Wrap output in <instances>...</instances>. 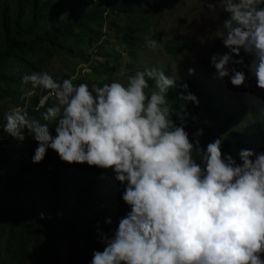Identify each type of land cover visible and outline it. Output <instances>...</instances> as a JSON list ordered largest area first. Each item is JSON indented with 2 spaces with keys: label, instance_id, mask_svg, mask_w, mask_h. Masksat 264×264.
<instances>
[{
  "label": "clouds",
  "instance_id": "clouds-1",
  "mask_svg": "<svg viewBox=\"0 0 264 264\" xmlns=\"http://www.w3.org/2000/svg\"><path fill=\"white\" fill-rule=\"evenodd\" d=\"M220 3L227 18L218 38L231 54H213L211 66L218 78L247 87L245 73L228 67L244 64L243 51L252 57L248 74L264 90V0ZM148 46L158 45L148 40ZM121 76L123 83L89 88L72 79L58 82L47 72L24 75L23 84L54 100L41 117L56 122L55 135L20 108L3 122V131L17 141L25 130L32 135L33 164L51 149L62 162L110 169L123 186L130 211L118 218L111 236L99 233L103 251H94L90 264H264V151L242 149L238 164L222 154L221 138L201 149L198 139L190 141L186 119L178 114L179 125L173 121L167 99L170 89L179 88L178 99L198 104L187 84L154 66L127 75L122 68ZM202 135L203 129L194 134Z\"/></svg>",
  "mask_w": 264,
  "mask_h": 264
},
{
  "label": "trees",
  "instance_id": "trees-1",
  "mask_svg": "<svg viewBox=\"0 0 264 264\" xmlns=\"http://www.w3.org/2000/svg\"><path fill=\"white\" fill-rule=\"evenodd\" d=\"M168 1L172 6V0ZM137 5L135 0H0V99L20 93L18 86L11 87V83L16 84L17 75H10L9 66L19 65L22 77L27 75V69L33 68L35 57L37 65L59 55L73 56L81 63H88L91 53L79 52L82 40L88 36L91 43H96V52H100L106 25L114 27L113 40L127 50L126 54H135L133 45L143 33L155 28L158 20L154 12L137 16L136 20H125L136 14ZM114 11L117 12L114 18L106 17ZM152 36L157 43L161 42L160 32L154 31ZM184 46L185 43L174 39L163 42V49L170 56L179 55ZM103 54L107 61L112 58L118 63L117 54L111 51ZM179 84H187V91L194 94L199 103L179 101L181 90L170 89L167 99L172 102V119L179 125V114L191 123L185 127L189 139L198 129H203L201 149H206L218 135L222 140V154H230L236 161L242 149H264L261 106L246 111L241 106L242 98L237 111L228 109L222 102L216 104L205 93V86L187 72L181 75ZM46 93L36 88L25 111L30 119L48 123L49 132L54 136L56 122H46L41 117V113L54 103L49 97L41 106V97ZM246 113L255 124L259 137L257 146L249 145L245 132L234 126L236 119ZM24 135L23 141L16 140L7 150L0 147V256L7 258L10 264H90L92 253L103 251L99 233L112 235L118 227V218H123L130 208L123 202L122 195L117 197L116 207L107 204L115 202L113 193L102 194L110 169L62 162L51 149L47 150L42 162L33 164L31 157L37 143L27 130ZM14 156L22 158L19 166L3 181L2 169ZM33 169L47 182L46 205L40 202V199L46 200L45 195L35 196L29 187ZM69 186L74 187L71 200L67 198ZM63 247L68 251L65 259Z\"/></svg>",
  "mask_w": 264,
  "mask_h": 264
},
{
  "label": "rangeland",
  "instance_id": "rangeland-1",
  "mask_svg": "<svg viewBox=\"0 0 264 264\" xmlns=\"http://www.w3.org/2000/svg\"><path fill=\"white\" fill-rule=\"evenodd\" d=\"M136 14L132 17H127L125 20L133 19L148 12H154L158 18L155 28L148 30L138 38L136 44L133 45L135 54H126L121 45L113 40L114 27L106 25L103 27L102 43L100 44V52H96V43H91L89 37L85 36L82 40V47L79 52L89 54L88 63H81L77 58L68 55H59L44 63L37 65L34 63L33 68L27 69V74L33 72H47L56 81L62 82L65 75L66 79H72L74 84L87 83L89 88L93 83L102 86L104 83H110L113 80L125 82L121 76V69H124L125 75L132 74L136 70H142L146 67H156L177 79V84L180 81L181 75L185 72L189 73V69H194L193 74H190L194 79L205 86V93L209 99L216 104L221 102L228 106L230 110H239L241 106L245 107L246 111L250 107L261 106L264 113V90L256 87L255 78L248 74L247 65L252 57L241 51V56L244 58L243 65L229 64V69L236 68L238 71H243L247 77L245 84L247 87H234L231 85L228 76L218 78L216 70L210 64V57L213 54H231L230 50L224 47L223 42L218 35L223 31L222 22L227 18V13L223 11V5L220 0H172V6L168 0H135ZM208 2H214L216 7L214 10L207 8ZM117 12L107 13L106 17L114 18ZM226 14V15H225ZM137 17V18H138ZM161 33V42L157 43L156 48L148 46V40H153V32ZM167 39H174L185 43L184 50L177 56L168 55L163 49V42ZM111 51V54H117L119 61L115 64L112 58L105 59L103 52ZM240 57L234 56L233 59ZM107 61V63H106ZM106 63V64H105ZM10 75H17L16 84L11 83L12 89L19 87L20 93L5 96L0 99V147L7 150L11 145L16 144V139L9 137L5 132H2L4 116L12 109L20 108L25 111V108L30 106L34 97L31 83L23 84L22 77L19 75L20 66L11 65L8 67ZM39 92L42 88L38 87ZM24 94V95H23ZM24 101L22 102V97ZM44 98V97H43ZM43 98L40 102L43 101ZM243 99V104L240 106V99ZM181 101L180 99H178ZM172 104V102H171ZM188 120H186L187 122ZM187 126L191 123L188 121ZM235 128L245 132L247 143L257 146L259 137L255 130V124L249 115L240 116L236 119ZM203 136V135H202ZM202 136L196 138L193 136L190 141L198 139L202 140ZM217 138H220L218 135ZM264 149L257 148L253 152H262ZM20 156H14L7 161L2 169V180L4 181L8 175H12L19 166L21 161ZM28 156L26 157V161ZM237 163H241L238 159ZM30 188L33 194L45 195L47 192V182L40 177L34 169L29 176ZM74 187L69 186L67 198L72 199ZM123 192V186L114 179V173L110 170L108 180L105 183V189L102 194L113 193L115 202H107V204L116 207L118 199ZM46 200L40 199L44 205L48 204ZM111 236V235H108ZM62 256L65 259L68 256V251L65 247L62 250ZM264 258V255H262ZM0 264H10L7 258L0 256Z\"/></svg>",
  "mask_w": 264,
  "mask_h": 264
},
{
  "label": "built area",
  "instance_id": "built-area-1",
  "mask_svg": "<svg viewBox=\"0 0 264 264\" xmlns=\"http://www.w3.org/2000/svg\"><path fill=\"white\" fill-rule=\"evenodd\" d=\"M43 97H44V98H43ZM45 97H47V93L41 97V99L43 98V101H42V102H40L41 104L44 102V100H45Z\"/></svg>",
  "mask_w": 264,
  "mask_h": 264
}]
</instances>
